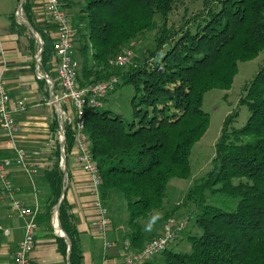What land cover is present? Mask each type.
Masks as SVG:
<instances>
[{"label": "trees", "instance_id": "trees-1", "mask_svg": "<svg viewBox=\"0 0 264 264\" xmlns=\"http://www.w3.org/2000/svg\"><path fill=\"white\" fill-rule=\"evenodd\" d=\"M79 1L78 17L72 21L74 44L83 60L79 86L117 77L120 84L114 92L127 85L136 93L132 122L106 109L105 100L99 109H86L85 125L102 180L103 205L126 213L125 241L140 251L159 237L179 210L158 217L150 235L141 225L163 211L173 180L191 177L193 149L209 127L203 96L212 90H229L239 63L264 52V0H202L203 10L178 28L168 26L175 0ZM63 2L68 13L76 8L74 0ZM22 8L43 42L39 70L52 77L58 64L56 40L38 28L32 0ZM156 17L163 25L144 64L134 63L127 71L111 67L110 62L138 37L155 31ZM14 19L12 27L27 33ZM28 41L37 52L32 35ZM240 104L248 109L249 119L238 129L237 112L226 118L209 171L187 193L198 230L188 238L191 252L168 249L161 255L162 264H264V66L246 87ZM57 131L55 121L53 132ZM74 145V133L66 128V160L73 155ZM61 156L56 141L50 155L52 168L43 174L41 196L49 220L65 188ZM59 222L71 245L70 264H83L80 235L66 197ZM109 228L118 227L112 221ZM68 247L58 239L64 257Z\"/></svg>", "mask_w": 264, "mask_h": 264}, {"label": "crops", "instance_id": "crops-1", "mask_svg": "<svg viewBox=\"0 0 264 264\" xmlns=\"http://www.w3.org/2000/svg\"><path fill=\"white\" fill-rule=\"evenodd\" d=\"M32 2L38 28L57 40L56 29L48 16L47 0H32ZM21 3L22 0H0V81L13 100L24 101L27 105L26 111L16 117L19 130L17 143L33 155L32 162L37 167V173L29 178L22 168L13 167L10 176L20 201L30 207L36 202L40 204L35 247L30 255L31 264H70L69 247L67 257L61 255L58 250V239L65 240V238L62 235L61 225H57L54 217L56 209L49 220L46 207L41 203L45 187L43 174L52 166L50 155L55 142L58 141L53 126L55 121L59 125V116L52 104L49 84L46 80L37 77L38 74L45 75L37 67L36 61V58L41 56L40 44L33 37L37 52L30 49L28 41L30 37L27 36H31L32 33L26 26L29 23L24 16L23 8L22 23L16 16ZM12 17H15L17 25L27 28L28 32L21 34L20 31L15 30L12 27ZM39 39L42 42L40 36ZM41 81L46 84L43 85ZM0 143L2 144L0 157L11 156L10 151L4 146V136L1 132ZM34 153H40L41 156L37 157ZM65 169L67 177L65 197L80 235L83 264L121 262L125 243L122 230L109 228L106 241L99 236L96 197L92 192L89 177L82 171L74 155L68 160L65 158ZM24 234V220L12 211L7 201L0 202V264H14L15 253ZM65 242L67 243L66 240ZM154 262L152 261V264Z\"/></svg>", "mask_w": 264, "mask_h": 264}, {"label": "built area", "instance_id": "built-area-1", "mask_svg": "<svg viewBox=\"0 0 264 264\" xmlns=\"http://www.w3.org/2000/svg\"><path fill=\"white\" fill-rule=\"evenodd\" d=\"M64 0H47V12L50 22L56 29V58L58 90L56 84L47 75L38 74L40 80H46L50 86L52 104L59 116L58 140L61 150L66 143V128H71L75 136L73 155L82 171L89 177L92 192L96 197L95 207L98 211L97 229L99 236L106 241L109 231V211L103 205L100 188L101 176L97 163L93 158L85 125V111L88 108L99 109L104 101L113 93L120 84L117 77L104 82L80 87L78 76L79 62L74 57L75 31L72 20L66 10ZM22 23V10L16 13ZM132 53L123 51L117 58L110 62L113 68H124L130 65ZM37 67L40 65L39 56L36 58ZM27 105L24 101L13 100L3 83L0 81V132L4 136V146L10 151L11 156L0 157V202L7 201L10 208L25 222V234L20 242L14 257V264H31L30 255L35 247L37 232V218L40 213V204L32 207L17 198L16 188L11 180L10 171L13 167L22 168L29 178L36 173V165L32 162L33 155L17 143L18 128L16 117L24 113ZM2 144L0 143V151ZM188 221L168 220L165 223L162 235L152 240L142 250L132 248L130 241H125L124 256L121 262L111 264H147L166 252L176 236L184 231ZM109 247V244L106 243Z\"/></svg>", "mask_w": 264, "mask_h": 264}, {"label": "rangeland", "instance_id": "rangeland-1", "mask_svg": "<svg viewBox=\"0 0 264 264\" xmlns=\"http://www.w3.org/2000/svg\"><path fill=\"white\" fill-rule=\"evenodd\" d=\"M80 3L81 1L74 0L75 7ZM79 10L80 9L76 7L69 11L68 14L72 21L78 17ZM202 10V0H175L172 12L168 18V26L175 25L178 28ZM155 22L157 25L155 31L138 37L135 42L131 43L130 47L123 50H129L132 53L131 63L125 67L124 70L127 71L134 63L140 65L144 64L149 54L155 50V41L162 28L163 20L160 17H156ZM27 37L29 38L31 36ZM74 56L81 68L83 60L77 44H75ZM91 59L92 57L89 56L90 61ZM263 66L264 52L251 61L239 63L238 72L229 90H212L203 96L202 109L209 116V127L201 141L197 143L193 149L191 156V177L187 180H173L169 186L168 200L165 201L163 211L155 214L153 218L141 222L144 230L150 235L152 231L155 230L152 223L158 217L163 216L167 211L179 208L171 219L176 221L186 220L188 221V225L184 231L176 236L169 248L170 250L180 253L191 252V243L188 238L198 234V230L192 220L194 207L191 203L187 202V193L194 182L204 177L209 171L210 163L215 156V146L221 137L223 124L226 118L237 112L239 118L235 127L238 129H241L249 119V111L246 106L240 104V101L244 96L246 87L254 80ZM51 79H53L57 86L58 79L55 69L52 72ZM135 96L136 93L133 87L127 85L123 86L108 96L104 103L105 108L110 110L113 114L121 116L127 122H132L134 120L133 103ZM55 134L58 135V131L55 132ZM34 155H37V157L41 156L40 153H34ZM50 168H52V166ZM107 207L109 210L110 222L114 221L118 227L116 229H121L122 236H124V233L128 232L126 213L124 211H119L116 207L112 210L109 206ZM54 217L56 218V214ZM160 235H162V230L159 236ZM161 255L152 260L153 262L155 261L153 264H162Z\"/></svg>", "mask_w": 264, "mask_h": 264}, {"label": "water", "instance_id": "water-1", "mask_svg": "<svg viewBox=\"0 0 264 264\" xmlns=\"http://www.w3.org/2000/svg\"><path fill=\"white\" fill-rule=\"evenodd\" d=\"M26 0H22V3H21V6H20V10H22V7L23 5L25 4ZM26 26L29 28V30L31 31L33 37L38 40V42L40 43V48H41V54L43 53V43L40 41L39 39V36L38 34L32 29V27L29 25V24H26ZM41 59V56L39 57ZM54 139H55V136H54ZM62 160H61V169L63 170V172L65 173V179L67 178L66 177V169H65V157H64V147L62 148ZM65 194H66V188H64L63 192H62V197H61V200L56 208V222H57V225L59 226L60 223H59V208H60V205L65 197ZM62 229V228H61ZM63 231V230H62ZM62 235L63 237L65 238V240L67 241V243L69 244V251H71V245H70V242L66 236V234L64 233V231L62 232ZM69 259H70V256H69Z\"/></svg>", "mask_w": 264, "mask_h": 264}, {"label": "bare ground", "instance_id": "bare-ground-1", "mask_svg": "<svg viewBox=\"0 0 264 264\" xmlns=\"http://www.w3.org/2000/svg\"><path fill=\"white\" fill-rule=\"evenodd\" d=\"M57 227V226H56ZM59 228V227H58Z\"/></svg>", "mask_w": 264, "mask_h": 264}]
</instances>
